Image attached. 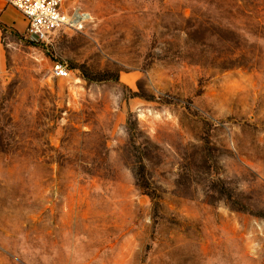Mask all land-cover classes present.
<instances>
[{"label": "rangeland", "instance_id": "obj_1", "mask_svg": "<svg viewBox=\"0 0 264 264\" xmlns=\"http://www.w3.org/2000/svg\"><path fill=\"white\" fill-rule=\"evenodd\" d=\"M65 6L0 0V264H264V0Z\"/></svg>", "mask_w": 264, "mask_h": 264}, {"label": "built area", "instance_id": "obj_2", "mask_svg": "<svg viewBox=\"0 0 264 264\" xmlns=\"http://www.w3.org/2000/svg\"><path fill=\"white\" fill-rule=\"evenodd\" d=\"M6 4L17 9L26 20V34L33 41L51 43L55 34L62 30H76L87 20L84 12L76 9L69 12L65 0H5ZM53 77L69 75L68 69L56 62L52 69Z\"/></svg>", "mask_w": 264, "mask_h": 264}]
</instances>
